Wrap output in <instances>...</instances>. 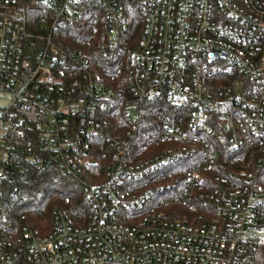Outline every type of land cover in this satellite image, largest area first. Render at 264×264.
I'll use <instances>...</instances> for the list:
<instances>
[{"label": "built area", "instance_id": "built-area-1", "mask_svg": "<svg viewBox=\"0 0 264 264\" xmlns=\"http://www.w3.org/2000/svg\"><path fill=\"white\" fill-rule=\"evenodd\" d=\"M0 95V264H259L264 0H0Z\"/></svg>", "mask_w": 264, "mask_h": 264}, {"label": "trees", "instance_id": "trees-1", "mask_svg": "<svg viewBox=\"0 0 264 264\" xmlns=\"http://www.w3.org/2000/svg\"><path fill=\"white\" fill-rule=\"evenodd\" d=\"M253 158L259 157V153L253 152ZM52 185V177L48 176L46 172H39L32 165L20 163L18 168L10 169L6 181L5 191L9 196L19 198L22 202L20 209H31L35 212L43 210L39 205L40 200L44 198L39 197L38 192L40 189L46 190ZM43 205L50 211V204L45 202ZM48 213V212H47ZM257 261L259 264H264V244L258 247Z\"/></svg>", "mask_w": 264, "mask_h": 264}, {"label": "rangeland", "instance_id": "rangeland-1", "mask_svg": "<svg viewBox=\"0 0 264 264\" xmlns=\"http://www.w3.org/2000/svg\"><path fill=\"white\" fill-rule=\"evenodd\" d=\"M6 102V95H0V105H3Z\"/></svg>", "mask_w": 264, "mask_h": 264}]
</instances>
